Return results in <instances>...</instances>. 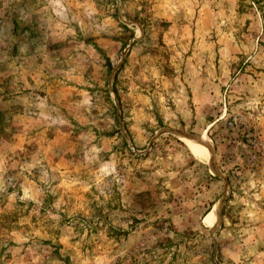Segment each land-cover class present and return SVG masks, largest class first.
Listing matches in <instances>:
<instances>
[{
  "label": "rangeland",
  "instance_id": "374dc122",
  "mask_svg": "<svg viewBox=\"0 0 264 264\" xmlns=\"http://www.w3.org/2000/svg\"><path fill=\"white\" fill-rule=\"evenodd\" d=\"M0 264H264V0H0Z\"/></svg>",
  "mask_w": 264,
  "mask_h": 264
},
{
  "label": "bare ground",
  "instance_id": "6f19581e",
  "mask_svg": "<svg viewBox=\"0 0 264 264\" xmlns=\"http://www.w3.org/2000/svg\"><path fill=\"white\" fill-rule=\"evenodd\" d=\"M185 141L192 147L193 150L196 151L199 155L208 158L209 154L207 152L208 149H205L207 147H203L204 143H201V140H198L197 138H189L185 137ZM190 139V140H189ZM196 140V141H194ZM217 206V207H216ZM219 205H215L214 208L210 211V213L206 217V223L210 225L211 227L217 226L219 223Z\"/></svg>",
  "mask_w": 264,
  "mask_h": 264
},
{
  "label": "trees",
  "instance_id": "16d2710c",
  "mask_svg": "<svg viewBox=\"0 0 264 264\" xmlns=\"http://www.w3.org/2000/svg\"><path fill=\"white\" fill-rule=\"evenodd\" d=\"M190 158H191L190 165L193 166L192 167V172L193 173H198V175H201L200 178H202V180L206 181L207 185H205V187L208 188L210 186V184L216 180L215 177H213L212 175L209 174L206 166H203V165L199 164L192 157H190ZM213 203L214 202H209V203L206 204V209H205V211L202 214V219L211 210V207H212Z\"/></svg>",
  "mask_w": 264,
  "mask_h": 264
}]
</instances>
